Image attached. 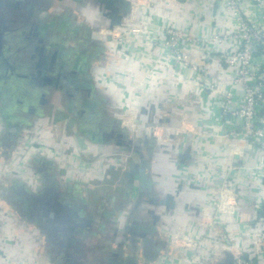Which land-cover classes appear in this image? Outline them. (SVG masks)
Returning a JSON list of instances; mask_svg holds the SVG:
<instances>
[{"label": "rangeland", "instance_id": "374dc122", "mask_svg": "<svg viewBox=\"0 0 264 264\" xmlns=\"http://www.w3.org/2000/svg\"><path fill=\"white\" fill-rule=\"evenodd\" d=\"M163 1L0 0V264H217L208 239L233 251L223 229L237 222L246 153L230 158L229 147L210 164L181 138L192 131L241 145L250 123L223 107L245 110L247 102L229 101L231 79L222 72L224 118L211 127L185 110L199 105V76L190 73L189 100L185 85L170 83L188 78L184 71L147 66L149 33L169 27L160 20ZM153 60L166 65L163 52ZM248 72L231 77L243 81ZM123 95L144 104L129 102L136 113L122 109ZM196 165L206 177L213 169L214 181L187 178ZM199 185L218 199L191 204ZM183 215L189 224L198 217L202 235L182 229Z\"/></svg>", "mask_w": 264, "mask_h": 264}, {"label": "crops", "instance_id": "0c3cea01", "mask_svg": "<svg viewBox=\"0 0 264 264\" xmlns=\"http://www.w3.org/2000/svg\"><path fill=\"white\" fill-rule=\"evenodd\" d=\"M160 5L162 7H165L166 9V12H164L161 15L160 20L190 35L192 39L191 40L192 45H188L189 47L186 48L185 50L187 54L189 55L188 57L189 61L196 65L204 62L206 69L209 70L213 75L217 77L221 76L222 72L227 71L226 73L230 75L227 78L230 79L234 71H229L227 69L228 67L225 64L217 63L214 61H204L203 56H204V53H207L208 51H211L213 49H218V46H215L213 42L209 40V38L213 37L217 33L225 34L226 32H231L237 27V20L234 18V16L228 13H224L223 11L222 12L219 11L218 8H216L215 0H164L162 4ZM249 15L254 22L260 23L261 14L257 9L253 8V10H250ZM137 40L138 39H136V44H139ZM133 42L135 43V41ZM229 45L230 44L228 42H223L219 48L228 50ZM132 49H134V47H132ZM137 49L138 48L136 47V52H137ZM146 52L147 50H145V52L143 53L145 54ZM158 52H160V50L158 49L157 46L152 48L151 50L150 49L148 50L147 53L150 55V57L152 56L151 57L152 62H150L151 65H147V66L153 69L171 68L169 66L162 65L161 63L153 60L154 55H157ZM138 53H142L140 49L136 53V55ZM140 63H141L140 59L136 61L137 65ZM132 64H134V62H132ZM173 68L177 70L181 69L182 71H184L185 75L188 76V78H184V77L180 78L181 79L180 83H178L177 81L175 82L171 79L170 83L173 84L174 82L180 86L185 85V87L188 90L187 96L188 95L191 96V93H194V90L196 87L194 85L193 79L189 78L191 75L190 73H194L195 75H197V77L200 75V79L203 81L201 77L202 76L201 72H196L194 69L189 70V69H183V68H178V67H173ZM227 78H225L226 81H227ZM103 84L108 86L107 82H104ZM117 86H118V83H117ZM224 87H226L228 91H233L235 94H237L236 93V90L238 89L237 84H233V83L225 84L224 83ZM218 89L219 87L213 90L210 89L211 91H209L208 89H205V87L201 88L199 92L200 96L198 98L199 105L198 106L195 105V107L193 105L187 106L185 110L189 112L190 114H193V116L195 117L208 118L212 123L211 127H215L214 124H219L221 121L220 119L224 118L223 112L221 110V104H220L221 97H220V93ZM89 95L91 96V93ZM166 95H169V94H167L166 92ZM129 96L130 95L126 97L123 95L122 96L123 99L122 97H120L121 102L119 106L122 109L124 107L130 108L128 109L129 111L136 113V110H135L136 107L135 106L131 107L129 102L140 103L138 105L139 107L143 106L141 104H144V103L141 102L142 100L139 99L140 98L139 96H137L136 98H133L132 100L130 99L131 97ZM189 96H188V99L190 100L191 97ZM172 101L173 100L169 101L168 99L167 102L172 103ZM126 102L129 103L127 106L124 105L126 104ZM190 103L191 104L193 103V99L190 101ZM147 106L148 108L146 109L147 110L146 113L150 115L151 107L149 105ZM112 115L114 116L115 114L111 112L109 116L111 117ZM142 116H144V114ZM133 117L134 118L132 119V121L134 123L132 121L131 122L135 124L136 117L134 114H133ZM106 118L107 117L105 113L104 119ZM107 123L109 122L105 121V124L103 125V129H102L103 132H109L110 127H113V126L108 125ZM208 129L210 130V127H208ZM197 130L199 131V129ZM232 130L235 131L237 130V128L233 126L232 128H229L228 132ZM202 131L203 130L201 129V132ZM211 131H214V129H212ZM220 132H225V129L221 130L220 128H217V133H220ZM90 137H93V136H90ZM219 139H220L219 137L204 138L198 135V133L196 132L188 131L186 132V135L181 138V142L184 141L186 144L193 146V148H197L199 152L203 151L202 152L203 155H199L200 159H203V156L204 157L206 156L207 160L211 159L208 161L210 162V164L217 163V165H219L222 162V160L226 158L224 153L225 151L229 149V147H231L230 144L232 143L229 139L227 143L222 145ZM220 151H224L223 153L224 156L221 154ZM259 162L260 160L257 155V151L253 149L248 150L246 152L245 157L242 159V164L245 167L244 174L241 173L240 174L241 176L240 177L238 176L239 178L237 177L239 181L241 180L242 182H239L238 180H236V184L238 185V187L239 185H241V187H239V191L237 192L238 200H237V205L235 209L236 210L235 219L237 222L234 223V225L229 226L228 227L229 229L226 227H224L223 229L225 232L231 233V235L235 239V242L233 243V246H234L233 251L224 252V249L225 247H227V244L223 243V245L221 246L220 244L222 243L217 238H215L217 240H215L214 242L213 240L211 241L210 239L206 241V244H207L206 248H212L208 250H212L213 252V255L210 257V259L215 261L217 264H228L226 262V258H227L226 256H228V258L230 257L232 258V256H234L237 253V251H239V249L240 250L247 249L248 246L250 245V242L253 239V236L261 232L262 225H261V221L259 218L261 216V212L260 210H258V207L264 201V177L260 174V172L258 173L256 171L257 166L260 164ZM169 163L171 165V161ZM26 168L29 170L28 167ZM199 168L200 166L196 165L192 169H188L185 176L189 178V174L193 173V176L191 177L192 182L200 183V182H203L204 180L206 181L209 180V182L214 181L215 175H213L214 173H211L213 169L210 168V172L208 174L210 177H206L204 172L199 170ZM199 188H200V185H199ZM210 195H212L213 199L214 198L218 199V192L208 191L204 193L201 190V188L200 189L196 188L195 190L189 192V195L187 198L190 200L191 204H193L194 199H190V198L194 197L196 198L197 201L203 202V199H205L206 197L208 198ZM185 213L187 214L191 213V210L187 209ZM184 215L186 216V214ZM184 215H183L184 221L181 222L180 224L182 226V229L186 228L189 231L194 230V232L196 230L198 234L202 235V233L204 232V229H203L204 225H201V226L199 225L198 223L199 221H197L198 217L195 218L196 223L189 224L188 219ZM219 229L222 230L221 228ZM213 231H217V229L215 230L213 228Z\"/></svg>", "mask_w": 264, "mask_h": 264}, {"label": "built area", "instance_id": "2783aa9c", "mask_svg": "<svg viewBox=\"0 0 264 264\" xmlns=\"http://www.w3.org/2000/svg\"><path fill=\"white\" fill-rule=\"evenodd\" d=\"M215 5L219 11L234 16L237 27L231 32L217 33L209 38L218 49L206 50L208 52L204 53L203 60L225 64L229 71L236 70L238 73H241V69L249 71L243 81L233 77L227 81L238 85L237 94L227 91L232 98L229 101L245 100L247 107L245 110H240L241 105H228L229 109L223 107V112L244 116L251 126L247 128L248 136L242 139L241 145L230 144L229 156L237 159L236 155L243 156L242 151L246 153L250 149L256 150L260 160L256 171L264 177V0H215ZM253 8L261 14L260 23L254 22L249 15V11ZM191 40L188 33L169 25L166 30H162V33H149L148 47L152 49V45H156L160 52L164 53L165 63L169 67L201 72L203 87L211 90L218 88L221 84L220 80H216L217 76L206 69L204 62L196 65L189 61V55L185 50L188 45H192ZM223 42L230 44L228 50L219 48ZM220 99L223 101L222 98ZM233 107L234 109H231ZM232 145L235 148H232ZM240 148L243 150H239ZM236 195L237 193L230 191L233 201ZM231 208L233 209V206ZM231 208L228 209L231 211ZM258 210L261 212L259 217L261 232L253 236L247 249L239 250L232 257L230 264H264V201Z\"/></svg>", "mask_w": 264, "mask_h": 264}]
</instances>
